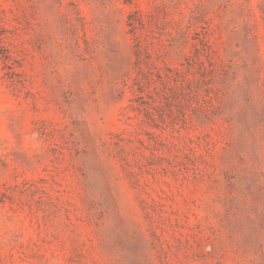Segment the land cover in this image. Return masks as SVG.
Listing matches in <instances>:
<instances>
[{
	"label": "rangeland",
	"instance_id": "obj_1",
	"mask_svg": "<svg viewBox=\"0 0 264 264\" xmlns=\"http://www.w3.org/2000/svg\"><path fill=\"white\" fill-rule=\"evenodd\" d=\"M0 264H264V0H0Z\"/></svg>",
	"mask_w": 264,
	"mask_h": 264
}]
</instances>
